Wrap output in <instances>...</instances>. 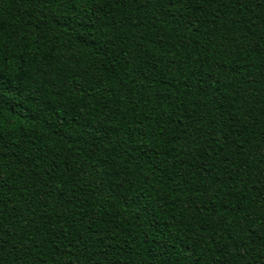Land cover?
I'll use <instances>...</instances> for the list:
<instances>
[{
  "label": "trees",
  "instance_id": "obj_1",
  "mask_svg": "<svg viewBox=\"0 0 264 264\" xmlns=\"http://www.w3.org/2000/svg\"><path fill=\"white\" fill-rule=\"evenodd\" d=\"M0 264H264V0H0Z\"/></svg>",
  "mask_w": 264,
  "mask_h": 264
}]
</instances>
